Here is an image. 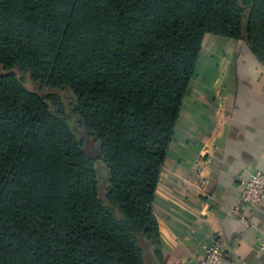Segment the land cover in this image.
<instances>
[{"label":"trees","instance_id":"16d2710c","mask_svg":"<svg viewBox=\"0 0 264 264\" xmlns=\"http://www.w3.org/2000/svg\"><path fill=\"white\" fill-rule=\"evenodd\" d=\"M205 35L264 66V0H0V264H144L152 204ZM68 88L91 158L55 95Z\"/></svg>","mask_w":264,"mask_h":264},{"label":"crops","instance_id":"0c3cea01","mask_svg":"<svg viewBox=\"0 0 264 264\" xmlns=\"http://www.w3.org/2000/svg\"><path fill=\"white\" fill-rule=\"evenodd\" d=\"M189 86L152 204L159 243L141 238L144 264H196L217 230L230 264H264V199L239 202L240 179L264 172V66L243 41L205 35Z\"/></svg>","mask_w":264,"mask_h":264},{"label":"rangeland","instance_id":"374dc122","mask_svg":"<svg viewBox=\"0 0 264 264\" xmlns=\"http://www.w3.org/2000/svg\"><path fill=\"white\" fill-rule=\"evenodd\" d=\"M12 72L22 80L24 87L34 93H38L39 95L48 96L55 95L59 98L60 104L64 111V115L68 120L69 128L75 137L81 141L83 150L87 154L89 158H91L94 169L96 171V176L98 180V188L101 194L104 193L106 188V178H107V170L103 163L97 158V150L98 145L93 141L91 137L84 131L83 128L78 124V117L74 114V104L75 98L72 92L68 88L62 89H50L43 88L40 89L35 83H33L27 75L19 74L16 70H12ZM4 73L0 66V74Z\"/></svg>","mask_w":264,"mask_h":264},{"label":"built area","instance_id":"2783aa9c","mask_svg":"<svg viewBox=\"0 0 264 264\" xmlns=\"http://www.w3.org/2000/svg\"><path fill=\"white\" fill-rule=\"evenodd\" d=\"M201 183H205L202 178ZM239 202L250 208L257 207L264 199V172L253 171L242 177L239 181ZM239 222L249 225L252 222L245 216H238ZM264 242L261 241L259 249L262 250ZM203 257L196 264H230V260L224 252L221 242V232L213 233L210 244L202 247Z\"/></svg>","mask_w":264,"mask_h":264}]
</instances>
